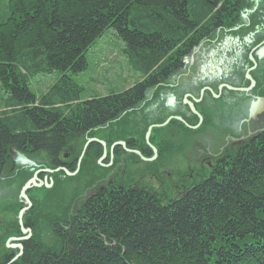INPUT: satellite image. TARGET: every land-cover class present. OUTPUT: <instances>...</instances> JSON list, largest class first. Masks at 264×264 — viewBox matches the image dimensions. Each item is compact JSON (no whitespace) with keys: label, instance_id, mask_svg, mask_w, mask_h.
I'll list each match as a JSON object with an SVG mask.
<instances>
[{"label":"trees","instance_id":"trees-1","mask_svg":"<svg viewBox=\"0 0 264 264\" xmlns=\"http://www.w3.org/2000/svg\"><path fill=\"white\" fill-rule=\"evenodd\" d=\"M241 4L0 0V180L11 148L22 154L45 151L46 167H58L57 156L69 143L141 104L150 89L180 70L192 46L236 17ZM108 29L122 40L140 79L122 92L82 99L72 75L86 69L85 54ZM54 71L59 72L55 82L34 94L29 78ZM97 197L77 219L64 222L73 197L65 219L56 224L53 243L31 236L18 240L22 253L10 264H264V134L245 145V154L224 174L204 177L165 203L143 188ZM19 231L17 218L16 232L9 230L6 239ZM5 241L0 237V264L20 250L4 246Z\"/></svg>","mask_w":264,"mask_h":264},{"label":"flooded vegetation","instance_id":"flooded-vegetation-1","mask_svg":"<svg viewBox=\"0 0 264 264\" xmlns=\"http://www.w3.org/2000/svg\"><path fill=\"white\" fill-rule=\"evenodd\" d=\"M182 62L180 70L163 82L159 93L160 96L163 91L171 95L163 97L162 107L157 104L146 119L142 118L144 111L137 118L139 123L132 120L130 133L119 135L110 125L100 127L77 137L57 156L59 169H72L76 162L78 167L84 157H92L96 165H99L97 161L104 165V169L85 177L88 180L85 193L80 195L77 205L70 208L64 222H69L70 216L77 219L80 209L87 204L94 205L97 196L129 189L151 190L143 184L149 169L136 173L135 168H129L132 158L151 161L160 156V163L158 161L154 169L160 164L161 178L157 179L163 183V175L170 176L165 169L169 157L164 159L163 144L174 137L171 132L182 133L188 144L182 153L186 163L174 172L180 183L171 185L190 184L188 188L197 183H193L194 175L224 174L234 158L245 154V145L264 134V0H242L237 16L224 21L192 46ZM252 102L256 105L251 108ZM167 119V124L161 125ZM149 126L151 133L155 132L150 135L155 147L139 142ZM142 129L144 131L140 132ZM109 168L116 170L111 172ZM36 176L37 181L47 180V177L52 180L43 171ZM57 223V218L51 223L53 235ZM23 226L25 232L20 229L19 237L30 233L32 238L38 239L32 215L23 218Z\"/></svg>","mask_w":264,"mask_h":264},{"label":"rangeland","instance_id":"rangeland-1","mask_svg":"<svg viewBox=\"0 0 264 264\" xmlns=\"http://www.w3.org/2000/svg\"><path fill=\"white\" fill-rule=\"evenodd\" d=\"M85 57L87 59L86 69L76 75H72L75 82L83 89L81 93L82 99L122 92L140 79L139 73L133 70L127 62L122 40L116 36L115 31L112 29L106 30L102 36L95 41L85 54ZM58 76L59 72L54 71L50 74L30 77L28 82L29 88L38 96L45 92L46 89L55 82ZM162 86L163 83L158 89H150L146 94L145 100L141 104L123 113L116 120L105 126L110 125L109 127L116 129L119 135L130 133L132 131L130 126L132 120L135 123H139L137 118L140 117L144 111L145 114L142 118L143 120L146 119L145 116L149 111H152L153 107H157V104L159 107H162L167 96L171 95L170 93L167 95V93L163 91V94L161 92L160 96L159 93ZM3 96L0 90V108L2 107L1 100ZM163 97H165V99H163ZM138 125L141 128L145 127H142L141 124ZM105 126L102 127L104 128ZM149 127L146 129L144 137H141L139 142L140 144H148L150 147H153L156 143L153 139H150V135L152 136L155 132L151 133V131L148 130ZM142 131H144V129L140 132ZM161 131L163 132V130ZM181 131L182 130H180V132ZM171 133L174 134V137L166 139V143L163 144V149L166 150L164 151V159L169 157V162L166 164L165 169L170 172V176L167 174L163 175V183L158 180L161 178V175L158 173L161 167L160 164L157 170L154 169L157 162L160 160V156L158 158L153 157L151 161H146L142 158L141 160L132 158L129 162V168H135L136 173L144 171L146 168L149 169L148 173L144 176L143 184H146L145 187L148 186V189L154 190L152 192L157 193L162 198L163 203H165L167 199L178 197L190 185H171V183L175 182L180 183L174 172H176V169L178 170V167H184V163L186 162L183 160L182 153L188 148L187 140L182 138V133ZM97 139L98 138H96V140ZM82 143L83 141L80 142V145ZM10 156L11 162L9 166L5 168L0 180V237H2L3 241L6 240L2 243L3 245L5 244L4 246L16 248L19 243L12 237H19V235H12L6 239L7 233L9 230L16 232L18 218L16 209H18V204L21 203V209L27 207V203L23 198V189L29 181L34 179L37 172L46 171L45 169L48 168L46 165L49 163V155L45 151H39L33 154H22L15 152V150L11 148ZM82 161V164L80 163V165H78L72 175L59 173L60 169H58L53 172H48L51 175H47H49L52 180L47 177V180L42 179L43 181H37V179H34L31 182V187H33V189L29 188L24 192L27 197L33 198L34 203L38 207L37 209L33 208V204L30 201L28 208L23 211L22 220L18 219L20 229L23 218L32 215L33 221L36 224L35 234L38 239L44 240L48 244L53 243L55 237L51 233L50 222L55 218H57V220L63 218L66 209L70 210L75 203L81 200L80 195L85 193L84 189L88 183L85 177H88L93 172L104 169L103 163L97 161L99 165H96L92 157H84ZM166 161L167 160L163 162L166 163ZM23 163H25L24 167L20 168ZM13 164L16 165L17 168L15 166L13 169ZM108 170L114 172L116 169L109 168ZM119 174H123V172H119ZM205 176L207 175H194L193 183L199 182L201 178ZM73 197L76 198L73 204H71L69 208H66ZM34 210H37L36 214ZM23 228L25 227L23 226ZM26 234L27 233H25V235ZM241 241L242 240H240L239 243H241ZM6 243H8V245H6ZM14 244L17 245L14 246Z\"/></svg>","mask_w":264,"mask_h":264},{"label":"water","instance_id":"water-1","mask_svg":"<svg viewBox=\"0 0 264 264\" xmlns=\"http://www.w3.org/2000/svg\"><path fill=\"white\" fill-rule=\"evenodd\" d=\"M256 105V103H254V102H252V104H251V108L252 107H254ZM178 119H180V118H178ZM169 119H167L164 123H162L161 125H163V124H165L167 121H168ZM150 129H151V126L149 127V131H150ZM85 148V147H84ZM137 153H138V151H137ZM59 168L57 167V168H55V169H45L47 172H53L54 170H58ZM64 171H65V173L66 174H68V175H72L74 172H70L69 170H66V169H63ZM37 178V176H36V174H35V177H34V179H36ZM34 179H32L31 181H29L27 184H26V186L24 187V189H23V198H24V200L26 201V203H27V207H24V208H22V209H20V211H19V213H18V219L19 220H22V215H23V211L25 210V209H27L28 208V205L30 204V200H29V198L25 195V190H28L30 187H31V182L34 180ZM35 183V182H34ZM21 222V221H20ZM21 224H22V226H21V231L22 232H25V230H24V228H23V221L21 222ZM30 237V233H28V235L27 236H25V237H12L14 240H25V239H27V238H29ZM6 245H8V243H6ZM17 244H14V246H16ZM18 247L20 248V250H19V252L7 263V264H10L11 262H13L15 259H17L19 256H20V254L22 253V246H21V244H18Z\"/></svg>","mask_w":264,"mask_h":264}]
</instances>
